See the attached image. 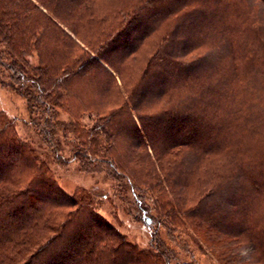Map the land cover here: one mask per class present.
Wrapping results in <instances>:
<instances>
[{"label":"trees","instance_id":"1","mask_svg":"<svg viewBox=\"0 0 264 264\" xmlns=\"http://www.w3.org/2000/svg\"><path fill=\"white\" fill-rule=\"evenodd\" d=\"M0 46L48 130L66 126L54 108L96 116L86 152L103 144L151 202L155 242L138 249L62 193L0 125V264H167L162 227L219 264H264V0H0ZM80 211L93 221L68 241Z\"/></svg>","mask_w":264,"mask_h":264},{"label":"rangeland","instance_id":"2","mask_svg":"<svg viewBox=\"0 0 264 264\" xmlns=\"http://www.w3.org/2000/svg\"><path fill=\"white\" fill-rule=\"evenodd\" d=\"M128 38L129 34L122 41ZM6 56L4 53L0 56V125H4L17 141L32 150L30 156L36 158L45 177L62 193L76 196L83 202L82 206L92 211L101 222L112 226L130 244L154 252L150 249L155 243L153 222L149 223L142 211L147 208L149 213H153L151 202L146 197L140 198L126 178L119 176L109 163L103 162V144L96 146L94 153L86 152L88 145L84 146L83 141L85 135L90 136L87 132L94 125L96 116L80 113L75 120L76 115L54 108L51 122L60 121L66 126L54 130L50 127L48 130L46 120L50 118V112L42 107H28L26 98L20 93L22 85L16 80V73L3 65L6 64ZM36 61L35 54L30 52L28 62ZM23 83L26 84L25 81ZM31 175L32 171L23 170L20 177L25 179ZM64 211H69V208H64ZM87 211H80L82 219H87L81 222L83 226L76 232L72 226H67L65 237L68 241L81 236V232L93 221L94 216H88ZM160 232L164 253L169 258L167 264H219L191 231L162 227ZM68 245L69 242L64 245L66 251H73L74 247Z\"/></svg>","mask_w":264,"mask_h":264}]
</instances>
